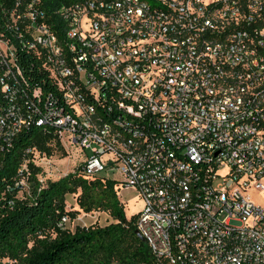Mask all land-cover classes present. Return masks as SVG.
I'll use <instances>...</instances> for the list:
<instances>
[{
    "label": "built area",
    "instance_id": "built-area-1",
    "mask_svg": "<svg viewBox=\"0 0 264 264\" xmlns=\"http://www.w3.org/2000/svg\"><path fill=\"white\" fill-rule=\"evenodd\" d=\"M22 50L61 93L34 91L39 124L90 150L88 174L119 169L159 264H264V200L251 197L264 192V0H79L52 16L14 0L0 22L9 95L27 85ZM15 112L0 109V138L26 123Z\"/></svg>",
    "mask_w": 264,
    "mask_h": 264
},
{
    "label": "trees",
    "instance_id": "trees-1",
    "mask_svg": "<svg viewBox=\"0 0 264 264\" xmlns=\"http://www.w3.org/2000/svg\"><path fill=\"white\" fill-rule=\"evenodd\" d=\"M76 1L42 0V5L52 16L59 7ZM13 2L0 0V22L2 7ZM19 55L27 85L12 82L11 90L16 91L9 95L0 84V109L15 105L12 122L20 117L26 120L16 133L0 138V264H159L137 233L138 213L126 215L118 179L88 174L81 162L56 180H39L37 155L67 153L57 129L39 124L44 103H39L34 91L41 89L43 102L47 96L61 99V93L34 54L22 50ZM23 88L27 95L22 94ZM25 99L32 102L30 107ZM22 181L28 192L19 196ZM69 195L75 199L72 206ZM81 211L104 212L112 220L74 228L63 223L64 216L74 220Z\"/></svg>",
    "mask_w": 264,
    "mask_h": 264
},
{
    "label": "rangeland",
    "instance_id": "rangeland-1",
    "mask_svg": "<svg viewBox=\"0 0 264 264\" xmlns=\"http://www.w3.org/2000/svg\"><path fill=\"white\" fill-rule=\"evenodd\" d=\"M67 155L62 156L61 152H56L52 156H36V164H39L41 167V172L39 174V180L41 182H46L47 180H56L61 176L67 174L70 171H74L76 167L82 162L83 158L87 154H90V150L84 151L80 146H75L69 144L68 147L64 145ZM100 176H104L111 179L121 178V173L118 168H109L99 173ZM24 190L19 192V196H22L24 193L28 192V186L26 183L22 184ZM252 199L260 203L264 200V192H254L251 195ZM122 200L125 202V211L128 217H131L134 214H137L143 208V201L137 195L134 190H128L122 192ZM75 202L74 196H68V204L72 206ZM112 218L104 212H91L85 213L80 212V214L71 221L68 226L74 228L76 225H91V224H100L106 225L110 223ZM239 224V222H235Z\"/></svg>",
    "mask_w": 264,
    "mask_h": 264
},
{
    "label": "water",
    "instance_id": "water-1",
    "mask_svg": "<svg viewBox=\"0 0 264 264\" xmlns=\"http://www.w3.org/2000/svg\"><path fill=\"white\" fill-rule=\"evenodd\" d=\"M137 233H138V235H139L141 238H143V239H144V237L142 236V234L140 233V231H139V230H137Z\"/></svg>",
    "mask_w": 264,
    "mask_h": 264
}]
</instances>
